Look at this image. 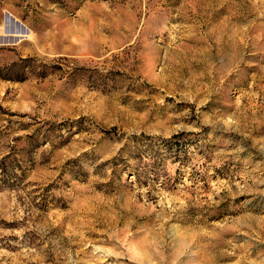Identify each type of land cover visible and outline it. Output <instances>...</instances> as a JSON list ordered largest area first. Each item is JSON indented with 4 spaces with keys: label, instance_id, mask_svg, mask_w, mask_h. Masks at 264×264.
Returning a JSON list of instances; mask_svg holds the SVG:
<instances>
[{
    "label": "rangeland",
    "instance_id": "rangeland-1",
    "mask_svg": "<svg viewBox=\"0 0 264 264\" xmlns=\"http://www.w3.org/2000/svg\"><path fill=\"white\" fill-rule=\"evenodd\" d=\"M17 64L0 264H264V0H0Z\"/></svg>",
    "mask_w": 264,
    "mask_h": 264
},
{
    "label": "trees",
    "instance_id": "trees-1",
    "mask_svg": "<svg viewBox=\"0 0 264 264\" xmlns=\"http://www.w3.org/2000/svg\"><path fill=\"white\" fill-rule=\"evenodd\" d=\"M24 63V61H23ZM24 67L23 65H14L13 67V71H12V75L8 76V77H3L4 75H1L3 74L2 72H0V77L3 78V79H8V80H23L24 79Z\"/></svg>",
    "mask_w": 264,
    "mask_h": 264
},
{
    "label": "water",
    "instance_id": "water-1",
    "mask_svg": "<svg viewBox=\"0 0 264 264\" xmlns=\"http://www.w3.org/2000/svg\"><path fill=\"white\" fill-rule=\"evenodd\" d=\"M10 21H11V22H14V20L11 19L10 16L8 15L7 18H6V22L9 23ZM5 32H6V33L9 32V29H8L7 27H6V29H5Z\"/></svg>",
    "mask_w": 264,
    "mask_h": 264
}]
</instances>
